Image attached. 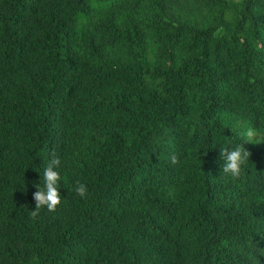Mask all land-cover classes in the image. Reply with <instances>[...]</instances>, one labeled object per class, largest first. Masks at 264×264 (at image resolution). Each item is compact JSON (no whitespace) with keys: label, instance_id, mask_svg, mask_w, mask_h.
<instances>
[{"label":"trees","instance_id":"obj_1","mask_svg":"<svg viewBox=\"0 0 264 264\" xmlns=\"http://www.w3.org/2000/svg\"><path fill=\"white\" fill-rule=\"evenodd\" d=\"M249 128L264 0H0V264H264ZM54 157L61 204L32 218Z\"/></svg>","mask_w":264,"mask_h":264},{"label":"clouds","instance_id":"obj_2","mask_svg":"<svg viewBox=\"0 0 264 264\" xmlns=\"http://www.w3.org/2000/svg\"><path fill=\"white\" fill-rule=\"evenodd\" d=\"M246 136L247 139L245 140V142L256 143L264 141V139H261L259 136H257L254 130L251 128L246 131ZM244 143L242 145H237L233 149L223 147L221 148L220 159L223 161V164L221 165V175L223 177H230L233 179L240 177L242 166L247 160H249V157L251 155V153L244 148ZM170 163L173 166L179 163V159L175 154L170 157ZM59 165V158L54 157L50 159L44 169V188L41 189L39 187V184L35 185L37 191L33 193V201L35 207L34 210H31L30 213L32 218L37 217L40 209L45 206L49 211L54 212L57 206L61 204V194L58 191V182L60 181V174L55 170ZM87 191L88 190L86 185L77 182L75 192L80 197H86ZM257 251L259 253H264V248L257 247Z\"/></svg>","mask_w":264,"mask_h":264}]
</instances>
